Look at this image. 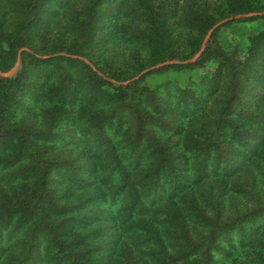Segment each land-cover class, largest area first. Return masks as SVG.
<instances>
[{
  "label": "trees",
  "instance_id": "1",
  "mask_svg": "<svg viewBox=\"0 0 264 264\" xmlns=\"http://www.w3.org/2000/svg\"><path fill=\"white\" fill-rule=\"evenodd\" d=\"M117 1L109 11L108 0H0V70L22 51L15 75L0 76V264H40L42 251L49 264H91L81 234L90 225L76 218L97 205L119 246H141L129 264H216L234 231L264 241V29L242 53L220 46L218 28L196 63L155 71L219 61L194 88L124 84L135 76L126 64L179 59L177 27L199 34L187 39L194 54L218 10L263 12L264 0H223L214 13V0ZM124 47L128 58L111 69L104 60ZM62 137L80 153L57 148Z\"/></svg>",
  "mask_w": 264,
  "mask_h": 264
},
{
  "label": "rangeland",
  "instance_id": "2",
  "mask_svg": "<svg viewBox=\"0 0 264 264\" xmlns=\"http://www.w3.org/2000/svg\"><path fill=\"white\" fill-rule=\"evenodd\" d=\"M117 2H118L117 0H108L107 2L108 5L106 4L107 5L106 8L109 11L113 10L114 7L117 6ZM210 5L212 7L211 10L214 13L217 9H219L218 6L220 8L223 6V0H214ZM257 13H264V11L257 12ZM216 15H217L216 17L218 21L208 31L204 40L206 39L210 31L218 23L226 19L236 17L241 14L229 16L226 19H220L222 16L218 10V14ZM243 15H246V14H243ZM234 21H237V22H234ZM239 21L240 20H233V22L230 21L222 25L219 28L217 38H218L220 46L223 49L227 51L237 50L238 52L245 53L249 48L251 38L259 34L264 29V19H259L255 21H249V22H239ZM111 24L112 22L109 19L104 20L102 23V28H100L101 33L108 32L109 31L108 27ZM190 34L198 38L200 37L197 32L186 30L180 26L175 29V33L173 36V42H175L174 49L179 59L165 60L153 66L144 68L140 71H137V68L136 70H134L132 65L126 64L129 74L134 73L135 76L132 79L124 82V84H128L132 81L143 79L142 86L146 87L147 89L161 88L162 91L163 90L167 91L168 87H170L171 89L170 94H172L175 92L176 89L194 88L203 78L208 77L211 74L220 70V67H219L220 62L216 61L215 59H211L210 61L198 67H195V68H190V69L169 68L160 73H155V71L167 67L165 66V67L150 71L137 79V77H139L145 71H148L152 69L153 67H156L157 65H160L167 61L184 62V61L190 60L193 57H195L199 53V51L202 49L204 41L201 45L200 50L192 54L188 46V43H187V39L190 36ZM122 49L124 51H119V54L116 59H112L110 55H107V59L104 60L105 63H107V65L110 66V68L113 70H119L120 63L124 61L125 59H127L129 56V52L127 48L124 47ZM205 50H206V47H205ZM21 52L22 51L19 52L17 62L13 68H11L10 70L6 72H3L0 70L2 73H6V74L9 73L10 75L7 77H12L15 75L18 69L19 63H20ZM147 53H148L147 55L149 56V52ZM17 64L18 66L16 67ZM170 66H174V65H170ZM55 145H57L56 146L57 148H63V149L71 148L73 150L76 147L73 137H65V138L62 137L59 140H56ZM74 151L75 153H80V150L78 149ZM259 163H260L259 167H263L264 169V153L262 155V158L259 159ZM86 171H89V170L84 169L78 172L80 173V178H84V177L88 178L91 176V174ZM83 172L85 173L81 174ZM262 176L263 174L260 173V178ZM263 181H264V176H263ZM78 188L80 189V186L75 184V189L78 190ZM100 207L103 208L101 205H97L95 213L90 212V210L87 209L85 212L78 214L76 218V221L78 222L87 221L86 223L90 225V227H88L87 230L81 232V234H85L88 232L90 233L88 234V239L86 240L87 245L85 246L88 249L87 256H88V259H90V263L91 264H95V263L110 264L111 262V264L112 263L113 264H129L128 263L129 260L126 257L131 252H133L132 255L137 260L136 251L138 249H141V246L136 245L130 239H125V241L123 240L121 245L119 246L120 238L115 235L116 230L113 228V225H114L113 222L109 223L106 220V217H107L106 214L103 216H100L99 218L96 217L99 214ZM107 208H108V205L105 206L104 209H107ZM99 219H103V221ZM73 228H77L79 230V225L75 224ZM259 232H260L259 238L264 239V220H261V228ZM77 237L79 236L72 237V238L75 239ZM219 245H220V251L215 252V259L217 261L216 264H264V251L262 250L264 249L263 247L264 241H260L257 238H251L250 240L245 242L242 239V237L239 235V232L234 231L229 235L223 236V238L219 240ZM250 245H252L254 249L257 250V252L254 251V249L253 251L248 249V247H251ZM150 247L152 249H159V247H156V246L155 248L153 246H150ZM246 251H248L247 255H246ZM171 253H173V251H171ZM113 256L115 257V259L113 258ZM41 257H42V260H41V263L39 262L40 264H49L48 257L44 251H42ZM161 258L162 256L160 255L154 256L152 259L147 261V264H160ZM139 260H141V258H139ZM168 262L169 264H179L177 263V261L171 260V258Z\"/></svg>",
  "mask_w": 264,
  "mask_h": 264
},
{
  "label": "water",
  "instance_id": "3",
  "mask_svg": "<svg viewBox=\"0 0 264 264\" xmlns=\"http://www.w3.org/2000/svg\"><path fill=\"white\" fill-rule=\"evenodd\" d=\"M263 14H264V13H257V14H255V13H250V14H246V15L241 14V15H238V16H236V17L229 18V19H226V20H224V21L218 23V24H217V25H216V26L210 31V33L207 35L206 39L204 40V43H203L202 49L199 51V53H198L195 57H193V58L190 59V60L184 61V62H179V61H167V62H165V63H162V64H160V65H157L156 67H153L152 69H150V70H148V71H145V72L142 73L139 77H137V79L140 78L141 76H143L144 74L150 72V71H153V70H156V69H158V68L165 67V66H170V65H189V64L196 63V62L199 60V58L201 57V55L203 54V52H204V50H205V47H206L207 43L209 42V40H210V38H211L213 32H214L216 29L220 28L222 25L226 24L227 22H230V21H233V20L247 19V18H252V17H255V16H261V15H263ZM80 59L83 60V61H85L86 63H88V61H87L86 59H84V58H80ZM17 66H18V64L16 65V67H17ZM92 67H93V66H92ZM93 68H94V67H93ZM9 75H10L9 73L6 74V73H2V72L0 71V76H1V77H7V76H9ZM135 80H136V79H135Z\"/></svg>",
  "mask_w": 264,
  "mask_h": 264
}]
</instances>
